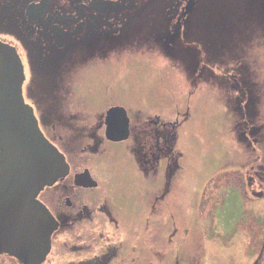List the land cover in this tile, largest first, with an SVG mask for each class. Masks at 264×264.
<instances>
[{
  "label": "rangeland",
  "instance_id": "374dc122",
  "mask_svg": "<svg viewBox=\"0 0 264 264\" xmlns=\"http://www.w3.org/2000/svg\"><path fill=\"white\" fill-rule=\"evenodd\" d=\"M167 4V0L140 1L133 13L126 15L142 13V18L126 17L128 24L117 34L96 37L89 45L81 42L74 49L66 48L62 52L66 55L57 64L54 59L44 68L47 83L37 80L40 75H33L27 66L24 95L26 99L28 94L42 97L38 99L42 100L38 103L42 110L77 114L102 108V102L91 101L98 91L112 95V101L125 100L130 91L134 96L131 109H135V100L141 106L137 96L142 92L149 94L148 99L151 97L146 108L150 115L161 107L164 120L173 121L180 112L179 143L186 141L179 146L185 152L180 174L195 177V183H180L153 213L150 206L156 193L145 188L143 195L151 213L148 221L153 229L141 236L150 241L144 252L138 248L143 245L141 228L131 224L139 221L138 214L122 209L124 222L117 230L100 217L99 231L105 234L104 239H112V247L121 248L112 264H131L134 258L147 259L150 264H264V20L255 22L256 8L251 3L226 0L223 6H213L201 1L188 21L181 20L167 28L163 22ZM219 13L225 15L223 19L212 18L208 24L207 18ZM13 30L9 19L0 22V40L15 43ZM210 35L221 64L211 69L212 93L207 103L204 99L201 103L203 109L207 104L206 109L197 111L194 107L198 102L185 101L189 99V88L184 76L188 75L186 68L194 67L201 70L199 75L203 77L204 65L200 63L208 58L205 48ZM18 51L28 60L27 50L21 46ZM67 71L73 74L68 76ZM239 75L245 81V120L257 128L259 135L255 150L236 139L241 118L237 102L231 99L236 92L231 93L227 78ZM204 112L208 113L211 140L196 118L204 116ZM124 179L121 171L112 172L113 205L123 191H129ZM57 237L71 239L66 230ZM64 257L51 253L44 264H59ZM13 258L7 264H15Z\"/></svg>",
  "mask_w": 264,
  "mask_h": 264
},
{
  "label": "flooded vegetation",
  "instance_id": "af4514ba",
  "mask_svg": "<svg viewBox=\"0 0 264 264\" xmlns=\"http://www.w3.org/2000/svg\"><path fill=\"white\" fill-rule=\"evenodd\" d=\"M41 1L1 0L0 22L9 19L14 27L16 42L0 41L14 46L17 51L21 46L27 50L26 59L28 60L20 56L24 70L29 66L33 75H40L36 79L46 83L47 75L44 68L52 65L54 59V64H57V60L66 55H62L66 48L74 49L75 45L81 42L89 45L96 37H111L112 34H117L122 26L128 24L129 20L126 17L138 20L143 16L142 13L126 14L133 13L132 9L138 2L144 0H59L55 4H52L53 0H50L45 13L33 9L31 14H28V8L32 5L35 7ZM150 1L155 3L160 0ZM201 1H206L213 6H223L226 0H167L169 6L163 16L165 26L172 28L175 22L188 21ZM240 2L243 5L254 4L255 22L260 23L264 20V0H240ZM224 16L221 13L214 14L207 18L208 24L212 18L222 20ZM55 26L63 29L64 46L61 48L57 47L51 31ZM208 38V45L204 47L208 58L200 63L204 65L203 77L199 75L201 70L197 71L194 67L186 68L188 75L184 76L189 88L187 92L189 99L185 101L187 104L192 100L198 102L194 107L197 111L206 109L207 104L203 109L201 103L203 99L207 103L212 93L211 69L221 64L214 49L216 43L211 35ZM31 47L33 48L30 51ZM194 49L195 52L198 51L197 47ZM35 56H37L36 61ZM195 63L196 56L194 57ZM68 65L69 63L67 67ZM72 74L67 71L66 75ZM227 80L230 81L231 93L236 92L231 99L237 102L236 111L241 118L237 125L236 139L241 143H246L248 147H254L255 150L259 140L258 131L254 125H250L252 124L250 121L248 125L244 117L248 112L246 102L244 103L245 81L241 75L237 78L229 76ZM101 82L102 80L99 81ZM107 82L104 80V83ZM49 89V87L45 89L47 95L50 93ZM98 90L102 91L101 87ZM23 96L25 102L33 108L45 137L59 148L69 165V173L66 177L59 179L53 186L46 187L38 195V200L59 222L58 229L52 235L49 254L64 255V259L59 264H112L114 258L121 253V248L112 247V239H104L105 234L99 231L100 217H103L113 229L117 230L124 222L120 214L122 209L130 214H138L139 221L134 220L131 224L141 228V237L144 231L153 229L148 218L157 205L165 201L166 195L173 188L180 186V183L187 181L195 183V177L192 179V177L180 174V162L185 152L179 146L181 143L186 144L184 140L179 143L181 137L180 112L175 114L177 117L173 121L164 120L161 107L154 109L157 113L150 115L146 110L148 100L151 98L148 99L149 94L141 92L137 96L142 102L141 106L134 99L135 109H131L134 96L130 91L127 98L122 101H112V95H103L98 91L97 94L92 95L91 101L102 102L103 104L99 105H102V108L92 111L87 109L77 114L73 112L58 114L50 108L42 110L38 104L42 101L38 99L42 97L34 98L32 94H28L27 100L24 89ZM112 108H123L126 113L129 129L126 140L114 141L107 135V115L109 109ZM36 109L41 110L40 116L37 115ZM203 114L204 116L200 114L196 118L200 124H203L206 138L211 140L207 121L208 113ZM192 116L195 118V115ZM116 119L118 123L124 120ZM188 139L193 141L192 137ZM209 145L210 143H208V148ZM117 170L125 176L124 182L129 191H123L116 205H113L112 172ZM79 174H85L88 177L90 186L75 183L76 176ZM145 188L156 193L150 206L151 213L146 206L148 200L146 201L143 195ZM62 230L68 231L71 239L58 238L57 235ZM148 237L149 232L146 238ZM141 238L143 245L138 248L144 252L148 250L146 246L150 241L148 239L146 242L144 237ZM113 251L116 255H113ZM12 258L9 255H0V264H7ZM13 259L15 264H22L17 259ZM131 264L150 263L147 259L134 258Z\"/></svg>",
  "mask_w": 264,
  "mask_h": 264
},
{
  "label": "water",
  "instance_id": "95a60500",
  "mask_svg": "<svg viewBox=\"0 0 264 264\" xmlns=\"http://www.w3.org/2000/svg\"><path fill=\"white\" fill-rule=\"evenodd\" d=\"M49 2L30 6L28 14L33 9L45 13ZM51 31L57 47H63V29L55 26ZM25 80L17 49L0 41V255L7 254L22 264H43L59 223L38 195L66 177L69 165L45 137L33 108L25 102ZM116 118L124 120L118 123ZM107 125L112 140L128 138L123 108L109 110ZM75 183L90 186L85 174L77 175Z\"/></svg>",
  "mask_w": 264,
  "mask_h": 264
},
{
  "label": "bare ground",
  "instance_id": "6f19581e",
  "mask_svg": "<svg viewBox=\"0 0 264 264\" xmlns=\"http://www.w3.org/2000/svg\"><path fill=\"white\" fill-rule=\"evenodd\" d=\"M40 127V126H39ZM41 129V128H40ZM42 131V130H41ZM52 143V142H51ZM53 144V143H52ZM58 150H59V148L55 145V144H53ZM60 151V150H59ZM60 153L62 154V155H64L61 151H60ZM65 157V156H64Z\"/></svg>",
  "mask_w": 264,
  "mask_h": 264
}]
</instances>
